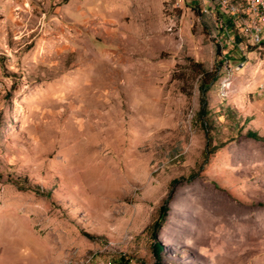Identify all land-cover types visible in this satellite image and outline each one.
Segmentation results:
<instances>
[{"label":"rangeland","instance_id":"rangeland-1","mask_svg":"<svg viewBox=\"0 0 264 264\" xmlns=\"http://www.w3.org/2000/svg\"><path fill=\"white\" fill-rule=\"evenodd\" d=\"M176 5L0 0V264H264V50Z\"/></svg>","mask_w":264,"mask_h":264},{"label":"built area","instance_id":"built-area-1","mask_svg":"<svg viewBox=\"0 0 264 264\" xmlns=\"http://www.w3.org/2000/svg\"><path fill=\"white\" fill-rule=\"evenodd\" d=\"M180 7L184 0H173ZM200 12L207 15L216 30L223 35L233 33L232 47L264 50V0H194ZM237 42V43H236ZM244 45V49L242 46ZM244 62L236 65L240 71ZM230 76L220 81L221 97L226 98L230 89ZM264 93V92H263Z\"/></svg>","mask_w":264,"mask_h":264},{"label":"trees","instance_id":"trees-1","mask_svg":"<svg viewBox=\"0 0 264 264\" xmlns=\"http://www.w3.org/2000/svg\"><path fill=\"white\" fill-rule=\"evenodd\" d=\"M196 70H198L197 72L199 74H201V78H200V82H201V90L203 92H205L206 90H208L211 82L215 81L216 77L211 74V73H208L207 71H205V69L201 66V65H196ZM248 136L250 137H253V138H258L255 134H252V133H248ZM164 215L165 213H162L159 217V219L156 221V223L154 224V228L155 229H159L162 222H163V218H164ZM155 235H153V238H154ZM162 254V251H160V248H155L153 249V255L155 257V259H160L163 254Z\"/></svg>","mask_w":264,"mask_h":264}]
</instances>
